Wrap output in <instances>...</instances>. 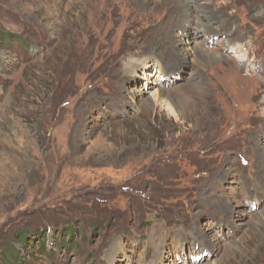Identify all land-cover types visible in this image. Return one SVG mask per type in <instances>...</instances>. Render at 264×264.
<instances>
[{
    "label": "rangeland",
    "instance_id": "obj_1",
    "mask_svg": "<svg viewBox=\"0 0 264 264\" xmlns=\"http://www.w3.org/2000/svg\"><path fill=\"white\" fill-rule=\"evenodd\" d=\"M156 1L0 0V264H264V0L181 67Z\"/></svg>",
    "mask_w": 264,
    "mask_h": 264
},
{
    "label": "bare ground",
    "instance_id": "obj_2",
    "mask_svg": "<svg viewBox=\"0 0 264 264\" xmlns=\"http://www.w3.org/2000/svg\"><path fill=\"white\" fill-rule=\"evenodd\" d=\"M108 1H109V3L105 4L107 7L103 8V9L101 8L100 10H98V9H90L89 8L86 11L87 14L89 13L88 16H91L90 21L92 24H94V26H96L97 23H101L100 20L107 13L106 8H110V11L108 12L110 14V16H109L110 21H112L114 19L113 17L116 18V16L118 15V11H117L118 7H117V4L115 3V0H108ZM139 1H140V4H142L143 8L145 9V11H143L144 14L147 16L151 15L153 17L154 14L150 12V11H152L150 9V6L152 4L151 0H139ZM204 1L205 0H157L155 2V5H154L155 9H158V8L163 9L165 6H170L171 8L172 7L178 8L177 9L178 12H177V14H174L175 13L174 12L173 15H171V17H169L170 16L169 15L168 18L164 20V21H166V24H164V25H166V30L161 37L164 38L165 43L167 45L164 43V41H161V40L158 41V38H157L155 42L150 43L148 41L149 44L144 43V45H145V47H143L144 50H145V48L149 49V47L151 49L160 50L161 47H164L163 52L161 51L162 53L161 54L159 53L161 58H162L161 60H164V59L167 60V58H169L168 60L173 62L174 60H172V59L170 60V58L173 57V58H175V60L179 64V66L181 67V66H185L187 63L190 62V58L192 57V55L194 56V54H195V49L198 50V54H196V55H198V57H200V58H201V55L203 56L202 58H204L205 55L212 54L213 51H210L209 50L210 48H206L208 45L211 44V41L208 38L209 35L212 37V35H215V34L216 35L217 34H221V35L223 34L224 36H226L227 39H226L225 43L223 42L224 47H222V50H226V52L229 53V51L233 52V50L238 52L239 48H240L242 51L243 50L241 48L242 46H239L237 48V44H236L237 39L240 38V36L238 37L239 29L237 28V31L235 30L233 33L228 31V29L230 27L232 28L233 23L230 24L227 20H224V22L221 23V22L217 21V19L212 17L213 14L214 15L215 14L216 15L221 14L222 12H220V10L222 8L220 7V9H217V8L214 9L213 7H211V3L213 5V2H215V0H207V2L203 3ZM208 2H210V3H208ZM220 6H221V4H220ZM92 7L94 8L95 5ZM96 7H98V6H96ZM93 10L95 11V12H93V13H95V16H92ZM228 10H229V8H228ZM221 11H224V10H221ZM179 14H180V16H179ZM193 14H194V16H196L195 18H197L196 19L197 21L195 20V18H193ZM222 14L226 15V13H222ZM216 18H218V17H216ZM219 18H221V17H219ZM174 31H177V32L182 31L183 33L180 35H175V37H174V35H173ZM168 40L170 42L167 43ZM198 40H200L201 43L198 44V46H196L195 42H197ZM173 42H174V44H173ZM170 43L172 44L173 47L175 46L174 47L175 49L173 48V50H175L174 52L171 51L172 47H171ZM193 44L195 45V49L191 48V46ZM181 45L185 46L187 48H180ZM234 48L235 49L237 48V49L235 50ZM200 58H199V60L201 61ZM236 58L238 59L239 56L234 58L232 56L229 57V56L219 54L218 56H215L214 58H208V56H207L206 62L208 63L209 61H214L215 59H221V60L226 59V60H229V62H230V67H229L230 70L238 72L239 69L237 70L236 66H237V64H239V62L236 60ZM238 60H240L241 63L244 62V60H242V59H238ZM159 67H161V66H159ZM242 67H243V65H242ZM258 106H259V104H258ZM229 110H233V109H229Z\"/></svg>",
    "mask_w": 264,
    "mask_h": 264
}]
</instances>
